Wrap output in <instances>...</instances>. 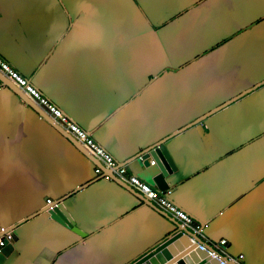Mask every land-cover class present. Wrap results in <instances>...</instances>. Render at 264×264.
I'll list each match as a JSON object with an SVG mask.
<instances>
[{
  "label": "crops",
  "instance_id": "1",
  "mask_svg": "<svg viewBox=\"0 0 264 264\" xmlns=\"http://www.w3.org/2000/svg\"><path fill=\"white\" fill-rule=\"evenodd\" d=\"M142 1L153 17L141 0H0V55L128 170L170 187L209 240L264 264V0ZM167 6L176 13L155 23ZM7 81L0 228L14 227L0 264H137L181 233L96 174ZM160 139L175 166L165 173L138 157ZM46 198L61 199L74 224L33 214Z\"/></svg>",
  "mask_w": 264,
  "mask_h": 264
},
{
  "label": "built area",
  "instance_id": "2",
  "mask_svg": "<svg viewBox=\"0 0 264 264\" xmlns=\"http://www.w3.org/2000/svg\"><path fill=\"white\" fill-rule=\"evenodd\" d=\"M0 75L7 78L15 87H17L39 110L40 116H47L64 132L69 134L82 148L99 164L94 166V172L100 174L104 179H117L132 188L135 192L149 199L156 208L167 214L175 221L179 222L189 232L197 235L200 240H194L196 246L200 249L205 248V243H208L216 252L209 250V254L216 257L220 264H244L242 261L243 254H233L228 251L224 245L225 238L218 240H209L204 235V222L192 218L184 209L174 203L169 194L171 188L161 189L154 183H149L139 177L137 174L128 170L127 167L119 162L102 144H100L91 134V132L79 125L73 120L62 108L53 102L49 97L34 85L26 76L18 71L9 61L0 55ZM264 86V82H263ZM43 114V115H42ZM143 159V154L138 156ZM57 203L46 198L48 208H51ZM181 233H184L179 228ZM13 239V229L9 227L0 228V246Z\"/></svg>",
  "mask_w": 264,
  "mask_h": 264
},
{
  "label": "water",
  "instance_id": "3",
  "mask_svg": "<svg viewBox=\"0 0 264 264\" xmlns=\"http://www.w3.org/2000/svg\"><path fill=\"white\" fill-rule=\"evenodd\" d=\"M263 81L264 80H262V82ZM7 85L11 86L24 99V101L31 104L38 114L40 113L38 108L9 80L7 81ZM40 117L47 119L61 134L67 137L76 146L81 148V150L86 155H88L94 161L95 164L97 165L99 164V162L91 155H89L78 142H76L69 134H67L61 128H59L47 116L43 115ZM163 139H160L159 141L149 145V147L145 150L146 154L145 153L143 154L145 157L143 163L145 165L148 164L149 159L151 158L152 161L157 164L160 170L163 173H165L166 169H169L170 166L172 168H174L175 166L171 160V157L166 147L163 145V141H162ZM149 155L150 158H148ZM113 179L117 180L115 178ZM118 182L126 186L129 190L135 192L132 188H130L128 185L124 184L123 182L121 181ZM142 197L145 198L144 196ZM54 201L57 203L56 205H53L51 208H48L46 205L45 207L41 208L40 210H37L33 214L42 212L44 211V209H46L47 212L50 214L51 218L59 222L65 223L68 226L73 225L74 224L73 219L69 214V212L64 207V205L62 204V202H60L61 199H55ZM147 201L151 203L154 207H156L153 204V202H151L149 199H147ZM160 212L163 213L162 211ZM33 214H31V216ZM163 214L167 216V214L165 213ZM172 220L175 222L178 228L180 227L185 232L180 233L174 239H172L171 241H169L168 243H166L165 245H163L162 247H160L159 249L148 255L144 260L140 261L137 264H220L219 260L216 257H213L209 254V250H213L214 252H216L215 249H213L208 243H205L204 249L198 248L194 240H200V238L194 233L189 232L184 226H181L179 222L175 221V219ZM7 227L13 229L14 225H8ZM72 227L73 229H76L75 226ZM216 254H218V252H216Z\"/></svg>",
  "mask_w": 264,
  "mask_h": 264
},
{
  "label": "rangeland",
  "instance_id": "4",
  "mask_svg": "<svg viewBox=\"0 0 264 264\" xmlns=\"http://www.w3.org/2000/svg\"><path fill=\"white\" fill-rule=\"evenodd\" d=\"M141 3L143 4V5H140V6H138L139 7V9H140V11L143 13V14H145V15H147V14H149V13H151V15H152V17H153V12H156V9L155 8H152L151 9V7H149V5H147V4H144V2L141 0ZM156 8H158V14H155V15H157L156 16V19H155V23L157 22V21H159L160 19H164L165 17H168L169 15H172V14H174V13H176L175 12V9L176 8H174V7H171V6H167V7H162V8H160V7H156ZM153 10V11H152ZM160 11H162V12H164V13H162V14H160ZM178 13V12H177ZM163 30H168V23H166L165 24V26H164V29ZM168 41H165L164 43H167ZM176 46L177 48H179L180 47V44H179V42H178V40H176V41H173V39H172V46ZM167 46H169V45H167ZM186 49V48H185ZM184 49L183 48H180L179 49V51H183ZM170 58H169V55L167 54H163L162 55V60H169Z\"/></svg>",
  "mask_w": 264,
  "mask_h": 264
}]
</instances>
